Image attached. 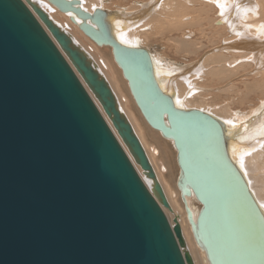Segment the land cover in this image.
Instances as JSON below:
<instances>
[{
  "label": "water",
  "instance_id": "water-1",
  "mask_svg": "<svg viewBox=\"0 0 264 264\" xmlns=\"http://www.w3.org/2000/svg\"><path fill=\"white\" fill-rule=\"evenodd\" d=\"M47 1L111 47L144 119L173 140L181 196L201 203L195 221L186 211L209 263L264 264V217L221 123L176 107L148 50L114 39L97 11ZM163 207L145 151L87 54L38 3L0 0V264H193Z\"/></svg>",
  "mask_w": 264,
  "mask_h": 264
},
{
  "label": "bare ground",
  "instance_id": "bare-ground-1",
  "mask_svg": "<svg viewBox=\"0 0 264 264\" xmlns=\"http://www.w3.org/2000/svg\"><path fill=\"white\" fill-rule=\"evenodd\" d=\"M31 1L45 9L103 75L162 187L169 204L168 208L163 207L165 215L171 224L173 221L179 224L193 264H210L204 248L194 238L186 211L187 208L195 221L201 203L192 193L182 198L177 185L180 167L173 140L146 122L121 68L113 59L111 47L92 41L79 29L80 19L70 18L71 13L58 10L47 0ZM79 1L82 9L97 11L107 32L122 44L146 48L148 37L159 36L174 52L183 53V58L195 57L181 67L168 62L165 55L146 48L156 83L173 99L174 105L203 110L221 123L227 154L242 173L264 217V0H148L146 3L138 0L132 2V7L117 6L114 11L106 10L107 0ZM185 30L196 36H187ZM102 51L106 56H100ZM239 73L243 90L233 84ZM220 83L224 88L213 85ZM254 93L262 96L256 103L259 104L235 112L239 109L233 108L234 104L246 103ZM221 95L223 100H213ZM141 131L150 138L147 148ZM130 157L152 191V180ZM167 183L173 187L170 189Z\"/></svg>",
  "mask_w": 264,
  "mask_h": 264
},
{
  "label": "rangeland",
  "instance_id": "rangeland-1",
  "mask_svg": "<svg viewBox=\"0 0 264 264\" xmlns=\"http://www.w3.org/2000/svg\"><path fill=\"white\" fill-rule=\"evenodd\" d=\"M133 1H137L138 0H107L105 1V4H107L109 6V9L107 8V11H114L115 7L117 6H125V7H132V2ZM148 0H141L138 3H146ZM135 7H138L136 4L134 5ZM187 36H194L195 34H193L192 32H189L188 30L184 31ZM196 36V35H195ZM167 38V35L165 36V39ZM146 48L155 52V53H159V54H163L166 57V60L170 63H174L175 65L178 66H185L188 63H190L193 59H195V57L189 56L188 58H183V53H176L174 52V50L172 48H170L168 45H166V42L164 39L160 38L159 36H150L147 38L146 40ZM101 53L100 56L105 55V51L99 52ZM106 56V55H105ZM177 63V64H176ZM240 73L236 75V77L233 78V84L237 87V89H241L243 90V83L241 82V79L239 77ZM217 87H222L224 84L220 83V84H213ZM224 88V87H222ZM262 96H260L257 93H254L253 95H251L249 97V99L246 101V103H235L233 108H237L239 110H235V112H242L240 110H244L247 111L249 109L250 106L252 107H256L258 104H256L259 100V98H261ZM224 96H217L214 97L213 100L218 102L220 100H223ZM142 142L144 144V146L147 148V146H149V144L151 143L150 138L145 135L142 131ZM178 177V176H177ZM177 180V179H176ZM168 184V183H167ZM169 185V184H168ZM171 187H173V185H169V188L171 189Z\"/></svg>",
  "mask_w": 264,
  "mask_h": 264
}]
</instances>
